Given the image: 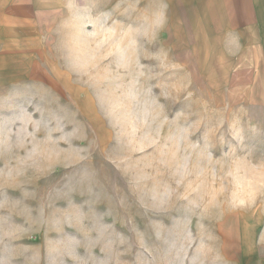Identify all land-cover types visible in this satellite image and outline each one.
Returning <instances> with one entry per match:
<instances>
[{
  "label": "rangeland",
  "instance_id": "1",
  "mask_svg": "<svg viewBox=\"0 0 264 264\" xmlns=\"http://www.w3.org/2000/svg\"><path fill=\"white\" fill-rule=\"evenodd\" d=\"M67 8L0 35V264H264V68L178 0Z\"/></svg>",
  "mask_w": 264,
  "mask_h": 264
},
{
  "label": "crops",
  "instance_id": "2",
  "mask_svg": "<svg viewBox=\"0 0 264 264\" xmlns=\"http://www.w3.org/2000/svg\"><path fill=\"white\" fill-rule=\"evenodd\" d=\"M178 1L194 27L195 42L211 45L234 69L264 68V0ZM67 10V0H0V35H10L11 42L21 35L52 32L68 23ZM161 14L169 17V9ZM180 48L186 49L184 44Z\"/></svg>",
  "mask_w": 264,
  "mask_h": 264
}]
</instances>
